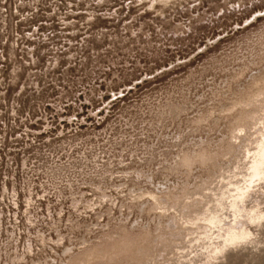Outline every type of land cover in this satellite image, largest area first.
<instances>
[{
    "label": "rangeland",
    "instance_id": "1",
    "mask_svg": "<svg viewBox=\"0 0 264 264\" xmlns=\"http://www.w3.org/2000/svg\"><path fill=\"white\" fill-rule=\"evenodd\" d=\"M262 137L264 0H0V264H176Z\"/></svg>",
    "mask_w": 264,
    "mask_h": 264
},
{
    "label": "bare ground",
    "instance_id": "2",
    "mask_svg": "<svg viewBox=\"0 0 264 264\" xmlns=\"http://www.w3.org/2000/svg\"><path fill=\"white\" fill-rule=\"evenodd\" d=\"M249 147L243 149L244 155L235 165L226 167L223 175L232 174L230 177L218 178L211 189L199 187L195 191L197 200L202 194L208 199L203 206L190 210L211 217L197 236L187 237L185 244H180L183 252L176 264H264V137ZM236 172H244L242 179H237ZM222 181L225 184H220ZM189 205L183 204L181 211ZM173 222L170 219L167 225L171 227Z\"/></svg>",
    "mask_w": 264,
    "mask_h": 264
}]
</instances>
